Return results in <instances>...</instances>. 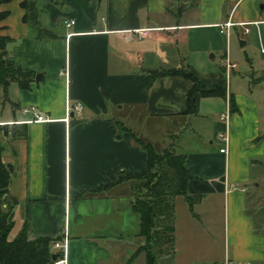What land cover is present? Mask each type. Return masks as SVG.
<instances>
[{"label":"crops","instance_id":"crops-1","mask_svg":"<svg viewBox=\"0 0 264 264\" xmlns=\"http://www.w3.org/2000/svg\"><path fill=\"white\" fill-rule=\"evenodd\" d=\"M58 1L44 0L39 15L40 27L56 30L58 39L34 33L24 21L22 0L1 7L9 11L0 34L12 37L10 58L41 74L28 89L12 83L0 110L3 160L14 167L8 188L16 200L11 238L25 225L29 239L67 230L68 264H126L142 238L133 180L124 178L148 171L147 154L133 132L158 151L170 145L186 150L190 192L203 195L193 211L183 196L176 197L173 264H212L211 253L198 245L220 240L225 242L221 263L229 258L264 264V218L258 222L257 216L264 192L258 85L237 81L233 90L229 78L207 71L210 57L204 52L213 47L205 32H197L215 28L226 35L220 24L229 19H263L264 0H242L232 8L231 0ZM66 18L76 23L67 28ZM143 28L150 29L148 35H139ZM232 31L242 34L240 27ZM155 68L190 69L207 87L225 81L226 94L200 97L198 112L186 114L193 82L174 75L150 83L147 71ZM2 94L3 88L0 100ZM228 100L235 105L228 152H221L223 144L199 146L205 137L215 145ZM77 103L83 104L82 114L71 111L67 122L68 104ZM30 106L49 120L30 121L34 114L23 112ZM189 141L193 149H186ZM130 264H146V254Z\"/></svg>","mask_w":264,"mask_h":264},{"label":"trees","instance_id":"trees-1","mask_svg":"<svg viewBox=\"0 0 264 264\" xmlns=\"http://www.w3.org/2000/svg\"><path fill=\"white\" fill-rule=\"evenodd\" d=\"M12 0H0V22L9 16V11L2 10V5ZM25 10L24 21L31 23L40 38H59L49 28L40 27L39 15L42 8L39 0H22ZM12 37L0 34V86L4 90V101L9 98V88L17 83L21 88H30L36 73L25 70L12 60L9 44ZM150 83L161 76H183L193 82L187 94V108L184 113L198 112V99L204 96H223L226 94V82L207 87L187 68L149 69ZM234 112V103L231 100ZM132 138L137 146L147 154L148 171L143 176H133L132 192L136 200L135 212L140 214V233L142 243L134 255L127 261L130 264L141 253L146 254V264H161L164 257L173 258L176 253V197L183 196L193 211L194 205L203 199L202 194H192L189 189L190 177L187 168V153L170 145L158 151L151 142L145 141L133 132ZM4 147L0 144V264H53L60 257V251L54 249V243L62 237H28V225L15 237L11 238L14 221L11 218L16 200L8 188L12 181V172L3 160ZM123 179V180H124ZM122 179L114 182L118 183Z\"/></svg>","mask_w":264,"mask_h":264},{"label":"rangeland","instance_id":"rangeland-1","mask_svg":"<svg viewBox=\"0 0 264 264\" xmlns=\"http://www.w3.org/2000/svg\"><path fill=\"white\" fill-rule=\"evenodd\" d=\"M42 2H44V0H39L40 7L42 5ZM58 3L61 4V1L59 0ZM229 3L232 8L234 3L232 1H230ZM261 4H259V6ZM239 10L240 9L238 8V11ZM42 12L44 11L42 10ZM245 13L248 14L250 12H245ZM37 31L38 30L34 28V33ZM54 31L57 33L56 30ZM218 31L219 30L215 28L206 29L204 31L197 30V32H205L206 36L209 38L211 45L213 47V49L210 52H204L206 56L210 57L209 66H207L205 69L207 71H211L214 73H220L224 75L225 78H227V73L224 70L225 67L227 66V61H230L232 64H235V66L230 70V76H229V80H231V82L233 83V90L235 89V82L237 81H240L237 82V84L241 85L242 83L243 84L246 83L249 84L251 88H253L254 85H258L254 89L255 97L261 103L264 113V24L260 25L259 30L256 26H251V31L248 34H245L242 31V34L238 35L237 32L232 31L231 37L229 39L227 38L226 35H219L217 33ZM241 40H246L247 44L245 46H242ZM212 56L213 58H211ZM155 69H159V68H155ZM0 90H2L1 86H0ZM4 104L5 101H4V96L2 94V98L0 100V110L3 109ZM217 119L218 117H215V120ZM190 136L193 135L191 134ZM195 139L196 141L201 142L198 139V137L197 138L195 137ZM206 139L207 138L205 137L204 144H202L201 142L199 143V146L200 145H203L204 147L210 146L212 148L214 147L219 149V146L223 144L220 137H218V140L215 142L214 146H211L209 143L210 140H206ZM194 144L195 143L193 141H189L186 146V149H191V148L193 149ZM182 151H186V150H182ZM261 195L263 196L262 197L263 204L261 206V212L257 215L259 218L258 222H260L262 217L264 218V192L261 193ZM251 207L252 204L250 203V208ZM187 243H189L190 246L193 245L191 241H188ZM198 247H199L198 249L201 252L205 251L206 254H208L209 252L211 253V259L213 260L212 264H224L225 261L221 263L223 258L222 255L224 254L225 251V242L223 240H220L218 242L214 241L213 243L206 241L203 244L201 243L200 245H198ZM174 257L173 258L164 257L163 259H161V264H173ZM190 258H191V254L189 250V252L185 254L184 261L188 262Z\"/></svg>","mask_w":264,"mask_h":264},{"label":"built area","instance_id":"built-area-1","mask_svg":"<svg viewBox=\"0 0 264 264\" xmlns=\"http://www.w3.org/2000/svg\"><path fill=\"white\" fill-rule=\"evenodd\" d=\"M234 3V6L236 7L237 4H239L242 0H231ZM64 26L69 28L72 27L76 21L73 18H66L64 21ZM264 24V19H260L257 21L253 22H233L232 20H227L224 23L220 24L221 32L225 33L228 38H230L232 30L234 27H240L243 33H249L251 31V26H256L259 30L260 25ZM150 29L149 28H143V29H138L137 32L139 33L140 36H146L148 35ZM228 60V59H227ZM235 66V64H232L230 61H227V66H226V73H227V78L230 76V70ZM67 117L66 121H69L70 118V112L73 111L74 113L77 114H82L83 112V104L82 103H77L74 106H71L68 104L67 107ZM23 112L28 114V113H33L34 114V119L30 121H37V122H45L48 121L49 118L45 117L44 115L38 113V110L35 106H30V107H25L23 109ZM233 110L231 106V101L228 100L226 109L221 113L220 119L224 122V129L219 133V137L221 138L223 142V147L221 148L222 153H227L228 152V146L230 142V128H231V121H232V116H233ZM61 239L57 240L54 243V249L58 250L61 252V256L57 257V259L53 262V264H68V248H69V236L67 233V230H64L61 235ZM224 264H241L237 261H234L232 259H226Z\"/></svg>","mask_w":264,"mask_h":264},{"label":"water","instance_id":"water-1","mask_svg":"<svg viewBox=\"0 0 264 264\" xmlns=\"http://www.w3.org/2000/svg\"><path fill=\"white\" fill-rule=\"evenodd\" d=\"M98 1L101 2V0H98ZM263 7H264V5H261V8H263ZM244 43H245V42L241 40V45H244ZM40 78H41V74H37L36 79L39 80ZM8 168H9V170H10L11 172H13L14 167H13V165H12L11 163L8 164ZM135 201H136V200L133 199V200H132V203L134 204ZM54 258H57V255H56V254L54 255Z\"/></svg>","mask_w":264,"mask_h":264}]
</instances>
